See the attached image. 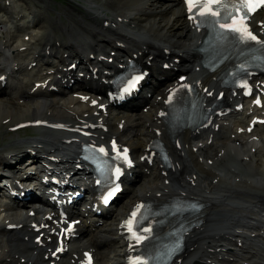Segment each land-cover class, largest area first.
<instances>
[{
  "label": "bare ground",
  "instance_id": "bare-ground-1",
  "mask_svg": "<svg viewBox=\"0 0 264 264\" xmlns=\"http://www.w3.org/2000/svg\"><path fill=\"white\" fill-rule=\"evenodd\" d=\"M24 1L26 5L20 0H0V76L8 77L5 86L0 82V125L36 127L38 120L70 125L96 122L103 125L96 133V143H102L105 136H116L139 158L156 134L165 136L166 87L181 83L178 77L187 74L189 82L207 88L204 93L209 99L216 97L220 87L216 74L200 67L195 51L205 31L188 16L185 0H87L96 6L86 7L93 16L76 19L65 13L69 22L59 18L57 29L33 0ZM255 17L258 23L263 14L258 11ZM134 54L138 57L135 68L141 62L150 68L148 89L129 98L133 101L122 110L92 104L102 94V81ZM69 59L79 63L70 78ZM92 67L99 72H92ZM80 72L92 81L84 82ZM59 85L60 91L54 89ZM225 96L232 106L214 115L207 127L183 131L172 141L166 137L174 168L165 169L159 160L152 165L148 163L154 160H136L140 167L136 184H127L105 217L96 221L97 216L89 217L91 210H85L75 233L61 234L63 219L44 198L32 205L18 196L8 198L2 187L8 201L0 199V264H87L83 253L87 249L95 254L94 264H121L131 246L119 224L132 205L144 197L163 200L181 193L199 197L207 205L201 214L202 225L188 235L189 246L176 264H264V126L256 123L252 131L247 129L264 108L252 104V97L245 98L240 91L233 94L229 90ZM238 102L244 104L239 110L235 108ZM39 128L34 139L16 138L0 149V176H8L20 194L27 192L26 182L34 172L44 169V161L70 172L78 157L74 132L44 123ZM27 158L30 164L19 168ZM74 176L79 181L90 180L87 171ZM217 183L223 187L213 190L211 185ZM247 240L256 246L245 245ZM209 241L235 251L210 255ZM237 254L241 255L238 259L230 257Z\"/></svg>",
  "mask_w": 264,
  "mask_h": 264
},
{
  "label": "rangeland",
  "instance_id": "rangeland-1",
  "mask_svg": "<svg viewBox=\"0 0 264 264\" xmlns=\"http://www.w3.org/2000/svg\"><path fill=\"white\" fill-rule=\"evenodd\" d=\"M20 1H21V3H24L26 5L24 0H20ZM33 2L36 3L39 7H41L42 11L45 12L47 15L46 19H49L48 22L50 21L49 23L56 29H57L56 21L59 18H61V20L66 22V23L69 22V18L66 16L65 13L73 14L76 19L80 18L79 15H82L84 18L85 17L88 18L90 16H93L94 14L92 11H90L86 7L90 6L91 4L94 7H96L93 3H89L87 0H43V1L33 0ZM70 5H72L75 9L73 10V8ZM79 11L86 12V15L80 14ZM25 13L29 17V18L27 17V19H30L29 10H27ZM3 15H4V17H8L7 14L3 13ZM114 20H116V19L114 18ZM110 25L116 26V22H111ZM58 32L60 33L59 30H58ZM156 68L158 69V67H156ZM38 129H39V127H33L30 124L26 125V128H24V129H19L20 131L15 130L13 127H9V126L4 127L3 125H0V149L3 147L5 148L7 144L11 143L16 138H24V139L25 138H32V139H34L35 137L39 136V130ZM96 141H99V140H96ZM147 171L150 172L149 169ZM146 174H147V172H146ZM139 183L140 182H138L137 184H139ZM222 187H223V185L220 183H217L215 185H211V188L213 190H219ZM0 192H2V191L0 190ZM2 197L3 196L0 195V198H2ZM248 203H251V202L249 201ZM107 220L108 219H105L103 222H105ZM218 243L219 242H217V241H209L207 243L206 248H207L208 253L210 255H213V256L220 255V252H222V251L234 253L235 250L231 249L230 247L228 249H221V246H216V244H218ZM245 245L256 246V243L253 241L247 240L245 242ZM240 256L241 255L237 254L236 256H230V257L233 259H238Z\"/></svg>",
  "mask_w": 264,
  "mask_h": 264
},
{
  "label": "snow or ice",
  "instance_id": "snow-or-ice-1",
  "mask_svg": "<svg viewBox=\"0 0 264 264\" xmlns=\"http://www.w3.org/2000/svg\"><path fill=\"white\" fill-rule=\"evenodd\" d=\"M195 3H199V0H186V3L189 6V11L192 10V6ZM262 2H264V0H262ZM221 4V0H204L203 3H200V14L201 15H211V16H219L220 12L219 10L213 11L212 9V5H220ZM252 4H253V0H240L239 4H236L234 8H232L231 10L228 11L227 16L229 18H231L232 23H228V24H221L220 27L221 28H225L228 29L229 31L232 32H237V33H241L243 35L244 39H252L255 40L256 37L247 30L246 27H237L236 26V15H233V13H236L237 15H239L240 13V8L243 7L246 11L245 13L240 16L241 20L246 19L247 15L251 13V11H253L254 9L252 8ZM222 7L224 8H228L227 4L222 5ZM206 10V12H205ZM257 103H259V101H257ZM101 152L104 151V149H100ZM126 152V150H125ZM125 158L126 155H125ZM114 194V193H113ZM131 222H129L130 224ZM143 239V237H137V240H141Z\"/></svg>",
  "mask_w": 264,
  "mask_h": 264
}]
</instances>
